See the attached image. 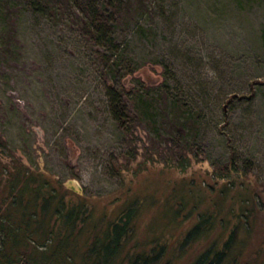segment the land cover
<instances>
[{
  "label": "rangeland",
  "instance_id": "374dc122",
  "mask_svg": "<svg viewBox=\"0 0 264 264\" xmlns=\"http://www.w3.org/2000/svg\"><path fill=\"white\" fill-rule=\"evenodd\" d=\"M1 2L3 159L38 165L66 196L77 195L70 185L76 182L67 180L75 178V190L93 211L112 212L123 198L143 194L129 242L139 248L155 234L166 236L171 264H194L230 228L239 243L224 264H264V0H144L137 22L127 20L113 31L130 57L120 67L132 63L120 76L105 69L104 45L73 12L57 17L23 0ZM109 81L157 86L164 98L194 110L197 131L187 164L142 159L157 138L166 153L171 142L166 126L154 119L156 134L147 117L133 126L137 150L125 162L127 134L109 112ZM164 103L159 99L158 111L166 112ZM225 160L237 165L229 170L233 182L216 174V162ZM243 198L246 216L235 221L232 207L240 208ZM215 204L217 212L200 234L172 244Z\"/></svg>",
  "mask_w": 264,
  "mask_h": 264
},
{
  "label": "trees",
  "instance_id": "16d2710c",
  "mask_svg": "<svg viewBox=\"0 0 264 264\" xmlns=\"http://www.w3.org/2000/svg\"><path fill=\"white\" fill-rule=\"evenodd\" d=\"M3 1L1 3L9 0ZM23 1L33 10L57 17L73 12L87 33L104 45L106 50L101 57L106 70L120 76L132 69V63L120 67V63L130 60V57L125 55L113 31L116 26L126 24L127 20L137 22L135 15L144 8V0ZM151 87H143L139 83L125 87L122 83L106 82L109 112L117 126L127 134L122 154L126 157L125 162L135 156L137 146L132 133L137 120L142 117L152 119L151 124L157 134L160 133L159 126L153 123L157 118V123L166 126L164 132L169 134L171 142L168 147L165 145L168 153L161 151V145H158L160 138H157L156 144L148 151H142V159L160 158L166 165L181 167L189 161L187 151L197 131V122L192 116L194 110L174 98H164L157 86ZM121 91L130 98V107ZM161 98L167 102L164 103L168 106L166 112L158 111L157 102ZM4 143L0 132V264H20L22 261L29 264H171L173 250L172 245L168 248L166 242L169 239L166 236L155 234L150 244L139 248H134L136 241L129 242L134 221L144 204L143 194L134 193L123 198L112 212L93 211L92 204L79 196L76 188L71 190L77 195L66 196L65 191L54 182L55 179L38 165L28 166L16 156L3 159L1 150ZM232 163L230 160L217 161L214 166L216 174L233 182L235 176H230L229 170L236 169L237 165L232 167ZM224 187L228 186L225 184ZM252 196L257 198L256 194ZM215 207V211L198 213L183 232V238L172 240V244L181 245L187 238L200 234L217 212L218 205L215 204ZM239 207H232L231 210L235 221L246 216L244 198ZM234 238L230 228L219 242L210 243L201 250L194 264H224L225 257L230 258L229 252L239 243ZM234 256L233 253L232 258ZM74 257L78 263L73 260Z\"/></svg>",
  "mask_w": 264,
  "mask_h": 264
},
{
  "label": "water",
  "instance_id": "95a60500",
  "mask_svg": "<svg viewBox=\"0 0 264 264\" xmlns=\"http://www.w3.org/2000/svg\"><path fill=\"white\" fill-rule=\"evenodd\" d=\"M74 180L76 183H74V184H71L72 186H76V188H79V183L75 180V178H67V180Z\"/></svg>",
  "mask_w": 264,
  "mask_h": 264
}]
</instances>
